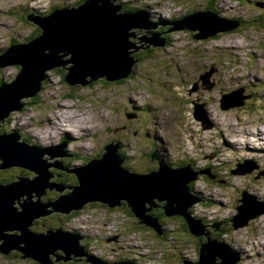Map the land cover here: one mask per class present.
Returning <instances> with one entry per match:
<instances>
[{
	"label": "rangeland",
	"instance_id": "374dc122",
	"mask_svg": "<svg viewBox=\"0 0 264 264\" xmlns=\"http://www.w3.org/2000/svg\"><path fill=\"white\" fill-rule=\"evenodd\" d=\"M77 1L0 0V54L12 42L27 41L39 32L38 26L26 19L27 14L45 15L55 7L77 5ZM121 1L131 7H148V15L156 22H173L171 20H180L195 10L210 7L218 15L238 21V24L197 39L191 38L193 30L165 32L163 29L160 36H166L168 42L138 48L133 53L136 62L132 64L129 76L114 81L101 77L84 85H69L59 68L47 71L39 92L34 97L22 98V108L0 123V132L13 127L19 135L18 141L24 140L40 148L55 146L64 140L62 151L72 156H58L57 162L60 160L67 169L101 156L109 142L118 143L117 151L124 156L123 165L136 172L156 167V160H150L149 155L154 148H158L159 155L175 167L190 164L195 170L209 168L213 178L202 173L190 184L191 191L201 199L192 205V214L204 222L221 224L224 230L219 239L239 254L241 258L236 264H264V214L237 228L230 225V217L242 203L239 201L241 191L247 190L256 199L264 201V158L259 153L264 149V134L252 135L254 126L264 127V0ZM166 25H158L153 30L159 32V27ZM147 30L136 31L135 37L151 35ZM130 39L136 46L144 44L140 39ZM18 69L12 64L0 67V82H11ZM206 73L212 84L209 89L204 85ZM233 101L235 104L230 106ZM60 103L71 104V109L66 107L63 113L60 112ZM194 103L201 104L195 107L196 111ZM79 112L86 115L75 117ZM48 113L52 115L51 125ZM21 116L26 124L19 129L17 124H20ZM43 125L48 128V136L42 135L50 141L47 145L31 135L33 132L40 134ZM49 127L52 128L50 132ZM71 133L79 144L84 145L79 147ZM245 135H249L248 139ZM234 142H240L241 146ZM42 157L48 163L56 160V157L48 159L47 154ZM244 162L254 166L251 171H233L238 168L237 163ZM48 171L53 174L50 183H60L65 188L60 192L46 188L39 197L41 202L66 194L71 191L67 187L77 183L72 172L53 166H49ZM18 175L32 179L37 174L13 165L0 169V182L19 180L15 177ZM33 195L32 199L36 201L37 197ZM83 206L75 214L52 211L41 219L51 225L60 221L63 228L80 235L83 231L88 232L90 237L84 241V236L80 241L84 249L89 247L92 252V236L99 237L97 242L101 241L105 255L111 256L118 250H111L109 235L125 228L126 234L134 235L117 247L126 246L121 248L123 252L137 251L140 264H183V258L194 259L195 252L197 255L195 237L179 217L162 216L165 218L161 222L169 232L160 238L152 229L138 223L132 214L122 211V222L109 226L110 219L106 214L110 210L106 205L88 202ZM57 227H47L42 232H55ZM20 254L15 250L0 253V264H36L31 259L20 258ZM69 257L82 256L69 254Z\"/></svg>",
	"mask_w": 264,
	"mask_h": 264
},
{
	"label": "water",
	"instance_id": "95a60500",
	"mask_svg": "<svg viewBox=\"0 0 264 264\" xmlns=\"http://www.w3.org/2000/svg\"><path fill=\"white\" fill-rule=\"evenodd\" d=\"M121 7L122 4H116L114 0H85L78 6L57 8L35 20L41 29L38 36L28 42L12 43L0 54V67L11 64L19 66L11 82L0 84V123L12 111L22 108V98L34 97L39 92L49 70L64 68V80L70 85H84L101 77L111 81L128 76L132 64L136 62L131 54L138 48H147L148 44L156 46L158 42H152L153 36L134 37V31H130L131 28L147 29L145 27L153 26L141 19L142 14L146 15L145 11L120 12ZM30 14L26 15V19L30 20ZM177 24V29H199L194 36L204 38L217 31L229 30L238 21L230 20L227 23L214 13L203 11L190 14L178 20ZM171 30L176 29L171 27L167 31ZM130 36L144 41V44L136 48ZM162 42L157 46L163 45ZM207 77L208 73L204 74V83ZM222 102L225 104L223 99ZM233 104L235 101L229 105ZM18 138L16 131L0 133V169L16 165L37 175L32 179L18 175L15 177L19 180L0 182V253L18 250L20 258H30L40 264L66 261L71 259L69 254H73V257L86 256L95 264H133L131 260L106 262L88 254L80 244L81 235L62 226L57 227L55 232L46 230V234L35 232L30 227L35 219L51 211L68 213L81 209L88 202H100L108 207L120 206L125 202L138 223L151 227L161 235L159 218L152 215L150 210L157 205L156 201H162L165 215L182 217L192 235L205 238L199 245L198 259H184V264H236L239 260V255L225 241L212 237L206 225L188 211L197 201L191 194L189 182L205 169L196 171L189 164L171 167L155 150L150 154V160L157 159L158 168L139 173L123 166L124 158L117 151L120 146L113 143L104 147L101 156L77 168L67 169L62 167L59 160L57 162L58 156H72L62 151L64 142L40 148L24 140L18 141ZM43 154L49 155L48 159L56 157V160L48 163L42 159ZM49 166L74 173L77 183L67 187L71 191L66 194L41 202L39 197L46 188L58 192L65 188L60 183H50L53 174L48 171ZM240 166L244 167V164ZM204 173L210 178L214 177L209 168ZM32 195L37 197L36 201ZM252 199L249 193L242 192L241 200L245 203L238 206V213L232 216L234 227L264 212L263 204H257ZM48 206L51 208L47 209ZM211 225L213 231L218 230L215 224ZM13 230L15 232L11 233ZM55 249L61 252L57 254ZM53 253L55 259L50 256Z\"/></svg>",
	"mask_w": 264,
	"mask_h": 264
},
{
	"label": "flooded vegetation",
	"instance_id": "af4514ba",
	"mask_svg": "<svg viewBox=\"0 0 264 264\" xmlns=\"http://www.w3.org/2000/svg\"><path fill=\"white\" fill-rule=\"evenodd\" d=\"M120 208L126 210V205L125 203H123ZM150 212H152L153 214H155L157 217L161 218L163 216V210H162V203L161 202H158L157 205L153 206L150 210ZM45 217V216H43ZM41 217V218H43ZM37 219L34 221L33 225H32V228L34 231H43L44 229H46L47 227H51V226H59V225H63V223H61L60 221H57L56 223H52L53 225L49 224L46 220H43V219ZM124 237V233L123 231H121L119 234H117L115 236V239L116 241H120L122 238ZM86 239V238H85ZM84 239V241H85ZM195 244L197 246L199 240L198 239H195ZM99 248L102 250V246L100 245ZM57 254L60 253V251H56ZM136 255L137 254V251H133V252H130V251H122L121 253V256L119 259H122V258H127V259H133L134 261H136ZM55 264H95L91 261H87L84 257H77V258H74V259H68L66 261L64 260H59V261H56Z\"/></svg>",
	"mask_w": 264,
	"mask_h": 264
},
{
	"label": "bare ground",
	"instance_id": "6f19581e",
	"mask_svg": "<svg viewBox=\"0 0 264 264\" xmlns=\"http://www.w3.org/2000/svg\"><path fill=\"white\" fill-rule=\"evenodd\" d=\"M37 3V2H36ZM241 75V74H240ZM129 76V75H128ZM127 77V76H126ZM125 77V78H126ZM112 81V80H111ZM114 81V80H113ZM49 88H51V87H49ZM240 94V93H239ZM55 98H56V96H55ZM46 99V98H45ZM55 102V101H54ZM66 104V105H65ZM64 105H61V103L59 104V107H60V112H62L63 113V111L66 109V107L68 108V109H71V104H69V103H65ZM57 109H58V107H57ZM59 112V113H60ZM71 113H68V115H70ZM48 115V117H47V119L50 121V125H51V119H52V115H50V113H48L47 114ZM46 115V116H47ZM86 114L85 113H83V112H79V113H76L75 114V117H84ZM22 119H23V117L21 116L20 117V124H17L18 126H19V129H20V127H22V126H24L26 123L24 122V121H22ZM78 121H80V119L78 120ZM11 127V126H10ZM41 127H43V129L41 130V132H40V134H36V133H31V135L33 136V137H35L36 139H38L39 141H41L40 143L41 144H44V145H47L48 144V142H50L48 139H45V138H43L42 137V135L44 134V133H46L47 134V131H48V128H46V127H44V125L43 126H41ZM13 127H11V129H12ZM50 130H52V128H50L49 127V132H50ZM16 131V130H15ZM93 132V131H92ZM72 133H74V131L72 132ZM70 134V136H71V138H72V140L75 142V143H77L78 145H79V147H80V145H84V143L83 144H79V142H78V140L76 139V137H74L73 136V134ZM93 134V133H92ZM92 134H88V136H90V135H92ZM96 134V132H94V134L93 135H95ZM260 135V134H264V127L263 128H255V126H254V128H253V131H252V135ZM231 135H233V136H235V137H237L236 135H234V134H231ZM47 136H48V134H47ZM46 136V137H47ZM241 136V138H242V134L240 135ZM55 137V136H54ZM248 137H249V135H245V139H248ZM65 138H66V136H65ZM252 138H254V137H252ZM64 142V141H63ZM243 143V142H242ZM233 144H235V145H240L241 146V143L240 142H234ZM67 145H68V143H67ZM244 146V145H243ZM85 148L87 147V146H84ZM68 150H69V148H67ZM246 149H249V147H247ZM79 150V149H78ZM74 151V150H73ZM75 152V151H74ZM82 154L84 153L83 151H80ZM191 194H193L192 192H191ZM52 212V211H51ZM50 213V212H49ZM147 213L149 214V212L147 211ZM194 216V215H193ZM194 217H196V216H194ZM51 229V228H50ZM75 231V230H74ZM85 239V238H84Z\"/></svg>",
	"mask_w": 264,
	"mask_h": 264
},
{
	"label": "trees",
	"instance_id": "16d2710c",
	"mask_svg": "<svg viewBox=\"0 0 264 264\" xmlns=\"http://www.w3.org/2000/svg\"><path fill=\"white\" fill-rule=\"evenodd\" d=\"M131 8H132V9H134L135 7H131ZM63 73H64V72H63ZM63 73H62V74H63ZM64 75H65V74H64ZM64 75H63L62 77H64ZM63 141H64V140H63ZM75 152H77V150H75ZM1 183H3V182H1ZM78 212H79V211H78ZM127 213H129V211H128V210H127ZM182 224H183V226H184V227L187 229V227H186V224H185L184 222H182ZM31 229H33V228H31ZM35 232H36V231H35ZM221 232H223V231H221ZM217 235H219V232H217ZM163 237H164V236H163ZM163 237H162V238H163ZM16 251H17V250H16ZM51 257H53V258H54V257H55V255H54V254H52V255H51ZM34 262H36V261H34ZM37 263H38V262H36V264H37Z\"/></svg>",
	"mask_w": 264,
	"mask_h": 264
},
{
	"label": "clouds",
	"instance_id": "9594fccd",
	"mask_svg": "<svg viewBox=\"0 0 264 264\" xmlns=\"http://www.w3.org/2000/svg\"><path fill=\"white\" fill-rule=\"evenodd\" d=\"M101 205H104L103 203ZM207 227V226H206Z\"/></svg>",
	"mask_w": 264,
	"mask_h": 264
}]
</instances>
